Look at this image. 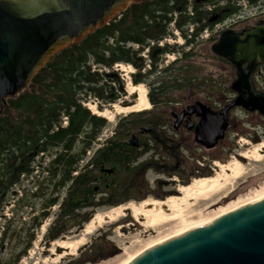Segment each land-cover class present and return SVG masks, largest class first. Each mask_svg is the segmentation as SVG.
<instances>
[{
    "label": "trees",
    "instance_id": "obj_1",
    "mask_svg": "<svg viewBox=\"0 0 264 264\" xmlns=\"http://www.w3.org/2000/svg\"><path fill=\"white\" fill-rule=\"evenodd\" d=\"M211 4L207 0H141L78 44L55 54L27 89L15 98L7 99V105L0 108V213L8 205L9 198L15 195V188L21 186L22 176L25 179L36 178L37 188L33 196L42 192L48 180L56 190L67 187L65 201L60 204L61 216L47 230L49 244L76 223L80 228L89 221L90 214L80 212L83 208L114 207L129 199L144 200L148 195L163 201L167 196L175 195V192L151 193L145 174L149 169L161 171L153 158L137 162L148 151L159 155L158 143L145 141L142 150H135L132 154L126 150L127 138L144 126L156 128L157 122L163 118L160 113L140 112L121 118L113 137L93 152L84 171L77 172L80 161L107 124L103 116L91 113L83 102L95 98L112 104L123 96L124 82L115 69L120 65L133 68L131 84L148 86V101L155 109L173 104L176 95L194 99L198 94L206 96L207 91L213 88L222 94L228 93L221 78L194 76L198 71L192 59L195 41L203 31L211 30L216 24L241 13L233 0H226L223 6L214 9L209 8ZM173 22L172 28L183 40L181 46L162 42L175 37L170 29ZM208 40L215 41V38L209 37ZM170 54H178V57L159 68L164 56ZM150 77H154L153 80ZM253 142L259 143L260 139L253 138ZM165 152L166 157L172 154ZM44 157L51 158L45 166ZM185 158L183 153L182 158L177 156L175 162H181L183 168L188 166L191 174L185 176L181 169L182 175L178 172L165 175L168 178L177 175L183 185L192 177L211 175L209 170L198 168L194 162L190 163L188 159L185 162ZM227 158L225 156L222 160ZM105 170L111 173L106 174ZM43 173L47 177L44 178ZM73 173L76 176H72ZM156 185L161 187L163 182L156 180ZM96 195L101 196L97 198ZM57 202V198L49 199L42 213L31 219L35 228L41 226V220L48 215V208ZM1 217L5 220L1 226L2 241L13 216L8 219ZM33 240L34 233L31 232L12 264L19 263Z\"/></svg>",
    "mask_w": 264,
    "mask_h": 264
},
{
    "label": "rangeland",
    "instance_id": "obj_2",
    "mask_svg": "<svg viewBox=\"0 0 264 264\" xmlns=\"http://www.w3.org/2000/svg\"><path fill=\"white\" fill-rule=\"evenodd\" d=\"M243 12L246 14L243 15ZM257 12L258 10L256 9L243 10L238 18H233V20H235L234 22L233 20H226L221 24L215 25L212 31H203L199 40L195 41V45L193 46L194 56L192 59L194 60V66L198 69L194 76L201 78L202 75H206L212 77L214 80L221 78V81L225 83L224 86L229 90V85L234 79V71L231 70L229 62L213 55L211 52V45L216 42V40H208V38L214 35L216 39H218L220 32L231 28V25L235 24L237 21H243V23L235 27V29H237L236 31L253 27L257 24V18L259 16ZM246 19L247 22H245ZM170 29L175 37H168L162 41L163 44L167 43L181 46L183 40L180 38L179 33L171 26ZM185 51H187V49H185ZM146 55L147 52L144 51V56ZM175 57H178V54L165 55L163 61L159 63V68H163L166 64L174 60ZM146 64V68L148 69L149 62L147 61ZM115 69L118 70L121 79H123L124 95L119 97L112 104H106L95 98H89L86 102H83L87 109L90 108L89 111L91 113L94 112L96 114L98 111L101 113L100 116L104 115L103 117L106 119L107 124L101 129L97 138L92 143V148L86 152L82 161H80L77 172L84 171L85 165L90 158L93 157V152L101 148L102 145L106 143L107 139L113 137L116 125L121 118L130 114H140V112L124 109L136 106L140 100V94L138 92L132 93L130 89L131 85H133L130 82V75L134 72L133 68L129 65H120ZM153 78L154 77H150V80H153ZM255 82L262 88V91H264V70L256 74ZM141 85L145 87L147 96L148 86L146 84H139L137 86ZM216 92L217 91H215V93ZM220 96L225 102H229L231 98H233V94L227 92H225V94L221 93L219 97ZM197 97L202 98L200 101H203L206 96L198 94L196 98ZM225 97L229 99L226 100L224 99ZM187 100H189V97L176 95L173 104H165L157 109L153 108L149 102V109L141 112L160 113L163 117L170 118L171 112L177 108H184L187 105ZM207 102L208 105L214 108V103L217 104L218 100L215 97H211ZM233 114L238 118V121L241 122L255 125L261 123L257 116H246V112L240 109L234 110ZM233 124V129L237 131L241 130L240 133H245L241 123L235 122ZM256 129L257 133L262 136L260 142V144H262L264 143V136L262 135L264 129L261 127H257ZM246 139L244 135L235 136V132L233 131L229 139L223 141L219 147L210 152L212 156H207V152H196L194 160L189 162H194L200 169L209 170L211 172L209 177L201 178L202 176H195L184 185L180 182V179L179 181L173 179L175 185H170L167 183L169 179L168 175L155 174L149 171L147 178L149 182L148 188L151 193L155 191L164 192L165 190H174L176 194L167 196L163 201L161 199L157 200L153 195H148L144 200L137 201L129 199L119 206H98L94 209L91 207L83 208L80 212L82 214H90L89 221L80 225V228H78L79 223H76L75 226L70 227L61 237L49 244L46 240L47 230L55 225L56 221L61 216L60 204L62 205L65 201L67 187L56 190L53 183H50L48 180L43 185L42 192L37 196H33L32 193L35 192L37 188L35 184L36 178L25 179L22 176L21 186L15 188V195L9 198L8 205H5L3 211L0 213V233L2 231L1 226L5 223V220L1 216H5L7 219L13 216L12 224H10L5 238L2 241L0 240V264L13 263L15 255L25 246L31 232L34 233V240L32 241L31 248L27 251L25 256L21 257L18 264H68L69 262L75 264L78 262V264H120L131 256L138 254L145 247L157 240L174 236L199 225V223L201 224L207 219L219 217L226 211H230L243 204L264 197V147ZM233 140H235L234 143ZM193 146L197 147L195 143ZM222 147L223 151L218 150V148L222 149ZM256 148L258 149L259 156H255L254 158L253 156L255 155L254 152ZM184 154L186 156L185 152ZM245 155H247L248 158H245ZM225 156L228 158L223 161L222 159ZM149 158L158 160L156 153L148 151L140 156L137 162L149 161ZM50 159V157H44L43 166H45ZM255 159L259 160L256 161ZM236 160L241 162L239 177H234L232 173H229L227 179L220 180V184L216 189H211L214 190L212 193H208L204 190L189 196L187 201L181 204V214L178 219L163 225H150L146 217L136 215L135 208L137 207L140 209L143 202L147 200L165 202L173 197L182 198L184 196L182 188H188L194 185V187H196V184L200 181L222 175V169L219 165L231 164ZM42 176H44V178L47 177L45 173H43ZM72 176H76V173H73ZM158 178L164 182L166 181V185L155 187L157 186L156 179ZM26 192H28L27 197ZM100 196L101 195H96L97 198ZM51 198H57L58 202L48 208L47 217L41 220V226L39 228H35L31 219L42 213L44 204ZM119 207L122 208L120 214H124V216L110 217V213L115 208ZM163 208L167 213H172L171 209L167 206L163 205ZM97 217L101 219L95 220ZM92 222H94L92 234L85 236V232ZM82 238H85L84 244L79 245L78 242L82 240Z\"/></svg>",
    "mask_w": 264,
    "mask_h": 264
},
{
    "label": "water",
    "instance_id": "obj_3",
    "mask_svg": "<svg viewBox=\"0 0 264 264\" xmlns=\"http://www.w3.org/2000/svg\"><path fill=\"white\" fill-rule=\"evenodd\" d=\"M140 1L0 0V108L27 89L55 54ZM211 52L234 68L229 88L237 97L217 111L196 101L171 115L176 123L185 116L197 117L192 124L194 142L205 149L224 138L232 110L240 107L264 115V93L254 92L252 83L256 69H264V21L223 31ZM136 141L131 138L133 144ZM130 264H264V198L154 246Z\"/></svg>",
    "mask_w": 264,
    "mask_h": 264
},
{
    "label": "flooded vegetation",
    "instance_id": "obj_4",
    "mask_svg": "<svg viewBox=\"0 0 264 264\" xmlns=\"http://www.w3.org/2000/svg\"><path fill=\"white\" fill-rule=\"evenodd\" d=\"M190 1V0H189ZM212 2V4L209 6V8L214 9L217 7H221L226 3V0H207ZM234 5L238 6L241 10V13L243 10L246 9H256L258 10V18H257V23H259L260 21H264V0H233ZM245 12V11H244ZM244 12L242 13L243 15ZM240 14L235 15L234 17H230L226 20H233V18H238ZM219 17V16H218ZM226 20H224L223 22H225ZM235 20H233L234 22ZM223 22H220L218 24H221ZM245 22H247V19L245 20ZM243 21H237L235 22V24L231 25L232 30H237L235 29L236 26H238L239 24H242ZM217 25V24H216ZM171 27H174V22L170 24ZM243 29V28H242ZM246 29V28H245ZM213 29H211L212 31ZM227 30V29H226ZM225 31V30H223ZM222 31V32H223ZM220 32V34L222 33ZM219 34V36H220ZM210 37H213L216 39V36L212 35ZM218 37V36H217ZM149 67V66H148ZM232 71H234V68L231 66ZM264 69L260 66L256 69V71L253 74V91L256 93H264V91H262V88L255 82V76L257 73L262 72ZM234 79H235V74H234ZM233 79V80H234ZM231 84V83H230ZM230 87V85H229ZM228 90V88H227ZM215 91H217L215 93ZM230 91V92H229ZM228 93H232L233 94V98H231V100L229 102H231L232 100H234L237 97V94L234 93L233 91L228 90ZM225 94V93H224ZM219 95H221V92L218 89H212L211 91H207L206 93V97L205 100L200 101L202 98H194V99H189V101H187V105L184 108H177L175 109L173 112H171L170 114V118H166L163 117L161 118V120H159L157 122V126L156 128H153L151 126H144L142 128H140L139 130H137L136 132H134L133 134L130 135V137L125 141L126 144V150L132 154L134 153L135 150H142V146L144 144L145 141H150L151 143L153 142V144L158 143L160 146V154L156 155L158 160H155L156 166L159 169V171H161V173H158L156 171H154V169H149L147 170L146 174H145V180L147 182V184L149 185L148 182V178H147V174L149 171L155 173V174H162L165 175L168 172H178L180 175H182V171L181 169L184 170L185 172V176H188L189 174H191V169H189L188 166H185V168H183L182 163L178 162L176 163L175 160L178 157L182 158L183 153H186V158H185V162L187 161H192V154L196 151H201V152H207V156H212V153H210L212 150H214L215 148L219 147L220 144L229 139L230 134L233 133V131L235 132V136H245V138H247L246 140L253 142V138H259L260 142H261V135H259L257 133V127H261L262 129H264V115L258 113L257 111L255 112H247L245 110H243L242 108H236V109H240L246 112V116L247 115H254L257 116V118L260 120L261 123L255 125L252 123H246V122H241L238 121V118L233 114L234 110L231 111L230 113V119H229V124H228V129L226 131V134L224 136V138L222 140H220L217 145L212 148V149H205L204 147H201L200 145H197L194 142V134H193V126L192 124H196L198 122V118L195 116H192L191 118L185 116L184 118H182L180 120L179 123H176V120L171 116L172 113H176L179 114L181 113L187 106H190L192 104H194L196 101H200L203 104L207 105L212 111H217L219 109H221L222 107H224L227 103L229 102H225L222 100V97L220 98ZM211 97H215L218 100V103H214L215 107L213 108L211 105H208L207 101H209V98ZM224 99H229L227 97H225ZM179 109V110H178ZM177 110V111H176ZM235 122H239L241 123L242 128L245 130V133H240L241 130H236L233 129V123ZM144 129H148V131H144ZM262 135L264 136V131L262 132ZM136 137L137 141L134 144L131 142V138ZM235 142V140H233V143ZM259 143H254V144H260ZM197 146L194 147L193 145ZM133 144V145H132ZM261 145V144H260ZM162 150V151H161ZM172 152L170 157H166V152ZM218 150L223 151V147L218 148ZM182 152V153H181ZM154 153V151H153ZM157 154V153H156ZM196 154V153H195ZM151 159V158H149ZM170 162V164L166 165L168 162ZM174 177V178H171ZM167 183L170 185H175V181H179V177L177 175H172ZM173 179H176L175 181ZM156 180H160L161 182H163V185H166V181H162L161 179H156ZM164 192H175L174 190L172 191H164ZM160 195L162 194V192H158ZM172 196V195H171ZM166 199V198H165Z\"/></svg>",
    "mask_w": 264,
    "mask_h": 264
},
{
    "label": "bare ground",
    "instance_id": "obj_5",
    "mask_svg": "<svg viewBox=\"0 0 264 264\" xmlns=\"http://www.w3.org/2000/svg\"><path fill=\"white\" fill-rule=\"evenodd\" d=\"M132 93H136L138 92L140 94V100L139 103L136 106H132L130 108H124L126 110H132L135 112H141V111H146L149 109V101L147 100V96H146V90L144 86H135V85H131L130 87ZM96 114L101 115L100 112H96ZM104 116V115H103ZM262 147H264V143L261 144ZM254 158L255 156L258 157L259 156V152L258 149L256 148L255 152H254ZM249 155V154H247ZM245 155V158H248V156ZM256 161H258L259 159H255ZM254 160V161H255ZM222 169V175H218V177H213L210 179H207L205 181H200L199 183L196 184V187L194 186H190L188 188H182V192L184 193V196L182 198H170L169 200L165 201V202H160L157 200H147L145 202L142 203L140 209H138L137 207L135 208V212L136 215H142L144 217L147 218L148 223L150 225H159V224H166L170 221H174L176 219L179 218L180 214H181V204L186 202L187 199L189 198V196L195 195L196 193H200V191H204L206 190L208 193H212L211 189H216V187L219 186L220 184V180L221 179H227V176L229 175V173H232L234 177H239V173H240V169H241V162L239 161H235L231 164H220L219 165ZM229 177V176H228ZM206 192V193H207ZM195 193V194H194ZM264 197L258 198L252 202L243 204L235 209H232L230 211H226L223 215L233 212L237 209H240L244 206L253 204L261 199H263ZM163 205L167 206L169 209H171L172 213H167L164 208ZM121 209L122 208H115L111 213H110V217H123L124 214H120L121 213ZM221 215V216H223ZM220 217V216H219ZM219 217H215V218H211V219H207L206 221L202 222L201 224L199 223V225L194 226L193 228H189L181 233H178L174 236L165 238V239H160L157 240L153 243H151L150 245H148L147 247H145L141 252H139L138 254L131 256L129 259H127L125 262L120 263V264H130L133 260H135L138 256H140L142 253H144L146 250L153 248L154 246H157L159 244H162L164 242H167L168 240H171L173 238H176L178 236H181L193 229L196 228H200L203 226H206L208 224H210L211 222H213L214 220H216ZM97 219H101L100 217H97L95 220ZM94 228V222H92L91 225L88 226L87 231L85 232V236L92 234V229ZM85 241V238H82V240H80L78 242L79 245H83ZM67 247V245H66Z\"/></svg>",
    "mask_w": 264,
    "mask_h": 264
}]
</instances>
